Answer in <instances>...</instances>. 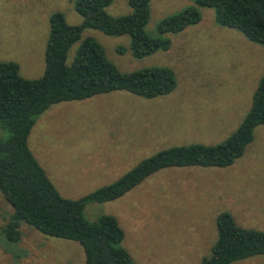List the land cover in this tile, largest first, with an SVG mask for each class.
<instances>
[{
	"label": "rangeland",
	"instance_id": "374dc122",
	"mask_svg": "<svg viewBox=\"0 0 264 264\" xmlns=\"http://www.w3.org/2000/svg\"><path fill=\"white\" fill-rule=\"evenodd\" d=\"M192 3L151 0L146 32L157 36L162 18ZM106 10L114 16L131 11L128 0H112ZM55 11L69 24L82 22L73 0H0V61L16 62L25 78L40 77ZM86 36L103 46L120 71L167 67L176 85L152 98L113 91L59 102L37 118L29 148L60 194L71 199L163 149L224 141L249 110L264 75V45L219 25L210 7L201 8L198 23L167 34L168 49L143 57L132 54L127 35L85 28L81 40ZM80 41L69 49L68 63ZM222 211L241 227L264 231V125L231 165L164 167L116 199L87 203L83 214L88 221L116 217L125 233L122 245L137 264H198L211 253ZM11 213L0 191V264H84L78 242L47 236L25 222L19 240L7 241L1 228ZM231 264H264V254Z\"/></svg>",
	"mask_w": 264,
	"mask_h": 264
},
{
	"label": "trees",
	"instance_id": "16d2710c",
	"mask_svg": "<svg viewBox=\"0 0 264 264\" xmlns=\"http://www.w3.org/2000/svg\"><path fill=\"white\" fill-rule=\"evenodd\" d=\"M73 1L82 22L69 24L60 11L49 16L40 77L25 78L16 62L0 61V131L6 135L0 137V191L12 207L1 231L7 241L16 242L20 238L19 226L25 222L47 236L78 242L84 251V264H137L122 245L125 233L117 218L102 215L96 221H88L83 214L85 205L116 199L164 167L231 165L252 142L254 129L264 125V75L252 95L249 110L224 141L163 149L141 160L115 181L77 199L60 194L31 152L28 145L31 129L42 113L59 102L84 100L113 91L152 98L174 89L176 79L170 68L120 71L95 38L86 36L81 40L85 28L110 36L127 35L132 54L143 57L168 49L170 39L166 35L198 23L201 8L210 7L219 25L264 45V0H193L180 11L162 18L155 37L145 29L151 0H128L131 11L119 16L106 10L112 0ZM78 41L68 63V51ZM216 228L211 253L198 264H231L264 254V231L239 226L230 212L217 215Z\"/></svg>",
	"mask_w": 264,
	"mask_h": 264
}]
</instances>
